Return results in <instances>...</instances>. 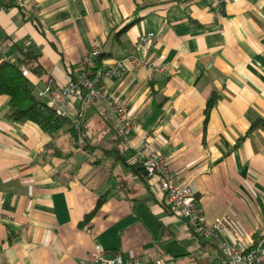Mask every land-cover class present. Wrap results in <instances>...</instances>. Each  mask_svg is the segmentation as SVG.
<instances>
[{"label":"crops","instance_id":"crops-1","mask_svg":"<svg viewBox=\"0 0 264 264\" xmlns=\"http://www.w3.org/2000/svg\"><path fill=\"white\" fill-rule=\"evenodd\" d=\"M148 31L156 35L148 48L155 66L101 82L121 97L132 123L116 159L102 153L115 128L104 101L68 108L96 146L88 153L65 129L51 137L31 122L10 121L8 97L0 95V264H81L96 243L144 262L214 264L218 245L176 217L140 169L136 148L168 157L208 224L228 210L248 240L264 233V127L250 130L264 117V0L0 5V59L39 53L44 74L27 76L48 102L79 76L85 51L99 44L103 67L136 54ZM212 93L217 101L206 116Z\"/></svg>","mask_w":264,"mask_h":264},{"label":"built area","instance_id":"built-area-1","mask_svg":"<svg viewBox=\"0 0 264 264\" xmlns=\"http://www.w3.org/2000/svg\"><path fill=\"white\" fill-rule=\"evenodd\" d=\"M220 5L227 0H208ZM16 5H22L23 0H14ZM156 35L144 32L136 41V54L117 58L112 64L94 70L95 61L101 52V46L96 44L83 54L76 78H70L59 91L49 93V89L42 94H48V103L62 116H68V108L75 100L84 104H94L104 101L111 111L117 133L125 141L132 127L128 108L117 94L108 91L101 85L107 78H121L129 69L137 67H154L150 60L148 48ZM22 73L29 72L21 67ZM73 126L79 130L80 115L72 117ZM139 164L146 171L149 183L155 191L164 196L167 205L172 208L176 217L183 219L187 226H191L199 239H207L218 245L219 257L214 264H264V233L257 241L248 240L234 221L230 211H226L213 223L208 224L203 214V208L197 203L191 188L181 180L179 175L169 170V159L156 150L136 148ZM5 205V197L0 194V210ZM81 264H163L156 258L144 262L136 253L123 254L119 250L106 251L100 243L95 244V250L88 253Z\"/></svg>","mask_w":264,"mask_h":264},{"label":"trees","instance_id":"trees-1","mask_svg":"<svg viewBox=\"0 0 264 264\" xmlns=\"http://www.w3.org/2000/svg\"><path fill=\"white\" fill-rule=\"evenodd\" d=\"M0 5L8 7L16 4L14 0H0ZM103 56L104 52L101 51L95 61L94 70L102 68L100 58ZM39 57V53L27 50L16 61L0 59V95L8 97L6 117L14 123L31 122L51 137H54L61 130L65 129L71 133L76 147L85 152L92 153L96 146L92 144L87 135L83 120L80 119V128L77 130L71 122L72 117L60 115L53 106L37 93L30 78L22 73L21 67H25L28 72L36 76L43 75L45 69L39 61ZM46 81L49 82V79L47 78ZM216 101V94L212 93L208 96L205 107L206 116ZM259 127H264V117L254 120L250 126V130ZM122 143V137L119 136L115 127L114 135L110 138V147L102 150L103 155L111 158L114 157L115 159L118 158L121 155ZM103 200V197H99L96 206L98 207ZM96 206L94 209H96ZM93 212L94 210L87 213L81 224H85ZM259 238V236H255L254 241H257Z\"/></svg>","mask_w":264,"mask_h":264},{"label":"water","instance_id":"water-1","mask_svg":"<svg viewBox=\"0 0 264 264\" xmlns=\"http://www.w3.org/2000/svg\"><path fill=\"white\" fill-rule=\"evenodd\" d=\"M141 170H144L143 167H140ZM145 171V170H144ZM146 172V171H145Z\"/></svg>","mask_w":264,"mask_h":264}]
</instances>
